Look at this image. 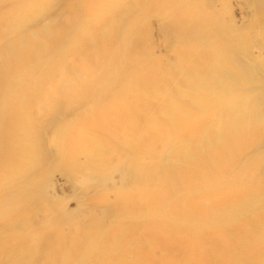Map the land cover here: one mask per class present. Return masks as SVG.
<instances>
[{"label":"rangeland","instance_id":"374dc122","mask_svg":"<svg viewBox=\"0 0 264 264\" xmlns=\"http://www.w3.org/2000/svg\"><path fill=\"white\" fill-rule=\"evenodd\" d=\"M142 207V264H264V0H0V264H137Z\"/></svg>","mask_w":264,"mask_h":264},{"label":"bare ground","instance_id":"6f19581e","mask_svg":"<svg viewBox=\"0 0 264 264\" xmlns=\"http://www.w3.org/2000/svg\"><path fill=\"white\" fill-rule=\"evenodd\" d=\"M110 4H111V2H110ZM48 20H50V19L47 16H43L41 18L40 23L44 25L47 23ZM30 79H32V81L34 80L33 84H32L33 88L45 91L46 86L44 85L45 86L44 87L42 85V83H40L39 81H36L37 77L35 76V72L33 75L30 74ZM61 117H62L61 119L63 121L64 115H62ZM48 126H50V125H48ZM100 127L104 130L102 132L106 133L108 135H105V134L102 135V134H100L99 130L98 131L93 130L94 128L92 129L89 126V127H87L88 130L86 129V131H83V135L81 134V136L79 137V139L82 140L81 142L83 143L87 140H91V139L95 138L92 141V143H96V144L105 143L106 140H109L110 138L116 139L117 135H119L118 134L119 129H121L120 126H109V127L108 126H100ZM121 127H123V126H121ZM36 128H35L36 131H41L43 129V126L39 125V127H36ZM155 128H156V131H155V134H153V136H151L152 134H149V133L145 134L144 136L141 134L139 135L140 136L139 139L142 142V146H139L138 149H137V146H134L135 149H137V152L141 148L144 151L146 149H148L149 151H152L154 153L155 151H153V150H155V147L153 144H151L153 138H157V137L160 138V137H163L165 134H169L168 131L165 130L166 129L165 126L163 127V126H159L156 124ZM172 128H175V126H172ZM172 131H170V137L176 136L177 133L175 132V130L172 129ZM155 136H157V137H155ZM82 137L86 138L85 141L83 140ZM142 152L143 151L136 153L137 156L139 157L138 170L140 171V173L142 172V176H139V178L136 181H134V183L130 184L127 182V180L125 178L127 175V172L124 168H122L120 171V175L118 176V178H116V181H113V182H114V185L116 186V189H120V200L119 201L121 203H123V204L135 203V201H137V198H138V202H139L138 204H140L139 206H144V208H146L145 196L147 195V178H148L147 174L154 168V165H151V163L147 164V159H146V163L144 162L145 160H144V155ZM150 156H152V155H150ZM158 158L161 159V156H158ZM111 172H113V171H111ZM115 173L117 174V172H115ZM134 197H136V199ZM128 205H130V204H128ZM144 208L143 207L138 208V210L136 212L137 216H138V219H136V220H141L139 223H138V221H136V223L132 222L131 220L133 218L128 217L130 223H126L127 225L125 227H123L122 229H120V228L114 229L113 228V229H110L109 233L106 232L108 242L105 243V245L108 246L107 249L109 248V250H115V253L117 252V254H122L123 252H125V250L128 252H131V253L134 252L133 254L135 255V257L137 259V261H136L137 264H142L145 261L144 259H140L139 256H143L142 253L145 252L147 249L146 243H145L147 240L146 239V236H147V213L144 210ZM84 216H83V218H84ZM170 217H171V215H170ZM83 218L79 217V216L75 217V220H76L77 224L79 225V228H81L80 232H82L84 230L83 225H82L83 221H81V219H83ZM157 218H158V216H157ZM123 235L124 236L125 235L130 236L129 244L127 243V245H121L120 241H122V239L124 238ZM71 241L72 240H70V242ZM118 246H121L124 249H120V247H118ZM54 249H55V245L53 243L51 245H49L50 251H54ZM68 250H70V245L68 246ZM135 253H137V254H135ZM138 254H140V255H138Z\"/></svg>","mask_w":264,"mask_h":264}]
</instances>
